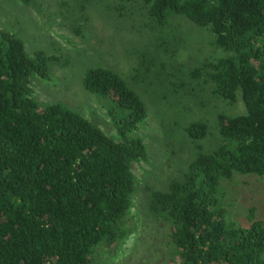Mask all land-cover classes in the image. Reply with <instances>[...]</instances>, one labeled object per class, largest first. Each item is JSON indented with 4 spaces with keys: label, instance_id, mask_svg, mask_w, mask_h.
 <instances>
[{
    "label": "trees",
    "instance_id": "obj_1",
    "mask_svg": "<svg viewBox=\"0 0 264 264\" xmlns=\"http://www.w3.org/2000/svg\"><path fill=\"white\" fill-rule=\"evenodd\" d=\"M139 1L158 26L182 16L209 28L224 55L188 75L211 82L228 103L240 95L245 106L217 114L218 143L196 153L181 177L165 189L144 185L146 215L168 224L165 264H264V220L228 221L221 202L222 180L264 177V0ZM54 58L41 48L29 53L23 38L0 27V264H92L97 249L129 232L139 185L132 165L147 149L128 133L146 117V102L119 72L97 65L82 83L109 99L118 138L63 103H40L30 75L46 76ZM184 130L202 139L209 125L199 119Z\"/></svg>",
    "mask_w": 264,
    "mask_h": 264
},
{
    "label": "rangeland",
    "instance_id": "obj_2",
    "mask_svg": "<svg viewBox=\"0 0 264 264\" xmlns=\"http://www.w3.org/2000/svg\"><path fill=\"white\" fill-rule=\"evenodd\" d=\"M75 24L80 33L73 31ZM0 27L23 38L29 53L41 48L55 55L46 76L30 75L40 103H63L118 138L107 113L109 99L83 86L85 69L112 68L143 97L146 117L128 133L141 136L147 149L146 158L132 165L139 185L128 213L129 232L119 245L97 249L92 264H165L168 224L146 215L144 185L165 189L196 153L216 146L218 113L245 112L240 95L228 103L212 93L211 82L188 75L204 60L224 55L210 29L182 16L158 26L139 0H0ZM199 119L208 123L209 133L191 138L184 127ZM221 188L228 221L264 220V177L236 173L222 180Z\"/></svg>",
    "mask_w": 264,
    "mask_h": 264
}]
</instances>
